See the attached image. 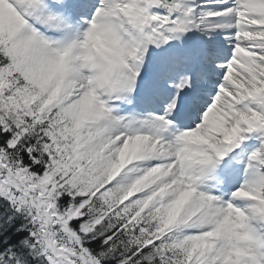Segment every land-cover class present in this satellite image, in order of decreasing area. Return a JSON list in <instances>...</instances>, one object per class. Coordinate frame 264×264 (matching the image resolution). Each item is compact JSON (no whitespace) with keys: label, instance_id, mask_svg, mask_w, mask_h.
<instances>
[{"label":"snow or ice","instance_id":"snow-or-ice-1","mask_svg":"<svg viewBox=\"0 0 264 264\" xmlns=\"http://www.w3.org/2000/svg\"><path fill=\"white\" fill-rule=\"evenodd\" d=\"M0 264H264V0H0Z\"/></svg>","mask_w":264,"mask_h":264}]
</instances>
